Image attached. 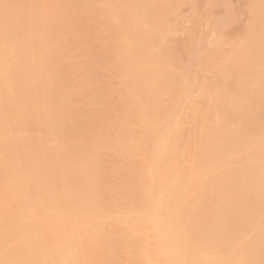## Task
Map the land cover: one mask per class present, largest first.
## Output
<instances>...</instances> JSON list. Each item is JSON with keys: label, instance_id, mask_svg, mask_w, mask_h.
<instances>
[{"label": "rangeland", "instance_id": "rangeland-1", "mask_svg": "<svg viewBox=\"0 0 264 264\" xmlns=\"http://www.w3.org/2000/svg\"><path fill=\"white\" fill-rule=\"evenodd\" d=\"M145 1L144 0H80L79 1L80 3H77V5H76V3H74L73 1L70 3V1L67 2V0H33V1H31V0H0V102H1V106H2V107H0L1 108L0 109V111H1L0 112V161L2 163L3 159L4 158L7 159L8 156L11 157L10 161H12V155L14 154L16 156L19 154V157H20L19 160L22 159L21 160L22 164H19L20 167H18L19 166L18 164H17L18 166L16 165L17 161H19V160L14 159V158H17L18 156L13 157V159L16 162V163L13 162V164H15V166L17 168H21V166L23 165L24 168H25V166H27L28 167L27 169H30V170L32 169L31 171H33V169L37 170V168L38 169L41 168L40 167L41 164H39V163H43L44 165L46 164V169H47V171H46L45 166L42 165L43 168L40 170H37L38 173L35 176V174L32 173V174H34V175H32L31 172H29V174H28V172H27V174H25V170H27L26 168L25 169L23 167H22V169L16 168V170H21L20 172H18L19 175L21 172L22 173L24 172L23 176H22L23 178L21 177L22 178L21 183L23 184V186H22L21 183H13L14 181H12V183H11L9 181V180L13 179L14 176L18 175V173L16 175L15 174L12 175L13 172L14 173L16 172L15 169H13V168H15V166H13V168H11L13 171L10 168H8L9 164H10L9 157L7 160L9 162L7 167L5 165V162H4L5 166L0 167V168H3L0 170V176H1L0 178H3L4 180H6V179L8 180V178H10L12 175V178L8 180V182H9L8 185L11 186V188L8 187L6 189V187H3L5 189L4 190L1 188L2 185L0 184V190L2 189L0 192V200H1L0 203L3 201V203H1L2 205L0 204V223H2L0 226V247L2 246L0 248V250L2 249L0 251V253L5 252L3 249H4V247H7V246L8 247L6 248V250L10 247L11 248L12 247L17 248L18 251H20V253L18 252L17 254L20 256H21V253H22V255H24L23 253L27 254L29 252V250H30L29 253H31V251H33V250L35 251V249L38 248V249H40L39 253L43 252L44 256L42 257L43 254L41 255V253H40L38 257H41V258H39V262L36 260L38 263H35V264H60V263L61 264L62 263L63 264H78L79 260L82 259L84 262L85 258H86V260L89 261L90 264H93V263H96V264H153V263L154 264H161L162 263L161 255L158 254V252L155 250L157 248L155 246L156 245V242H155L156 239H155V233H153L154 232L153 231L154 226L152 225L153 223H150L151 220L149 222V218L148 219L144 218L147 216L145 206L147 207V204H148L147 201L149 202V200L152 198V194L150 193V188H149L151 185L150 182H152L151 181L152 179L145 174L142 175L139 173V169L141 168L140 167L141 161L143 159L142 157L144 155H146V153L148 152L147 150L149 149V144H148V142L150 141L149 139L153 138V136H154V132H153L154 126H151V124L155 121V119L158 120V117H159V119H161V122L164 123L163 128L169 127L172 124H177V127L180 125H185V127L187 128L189 125L195 123L197 121V119H202L207 114L203 107L198 106L199 100L197 97L198 96L197 90L200 92L199 88H197V90L194 91V93H193L194 96L193 97L191 96L193 98V100H194V98H195V100L193 101L190 97V99H191L190 102L184 103V101H183L184 95L179 93L180 88L178 86H175V83L177 85V82H176L177 77H174L173 75L174 74L177 75L176 74L177 71L175 70V72L172 71V73H171V71H169L170 67L173 64H174L173 65L174 67L177 66V64L179 63V62H177L178 59L180 58L179 56H181V57L187 56V55H190L191 52L194 55L195 52L202 50L200 52H197L198 54L196 53L195 54L196 56L194 55L195 60H193V61L195 63L192 61L193 63L191 64L190 61H186L185 63H182V65L185 64V68H187V69H190L187 67L188 65H189V67H193V72L194 73L196 72L195 75H198L200 73L198 76L199 79L197 77L196 78L202 82L203 87H205L207 85V82L210 83V85L213 83H214L213 85H215V84L218 85L220 83V81H222L223 77H222V75L220 76L216 73V72H218V69L215 70L214 67L216 65L215 63H217V62H214V61L218 60V59H216V57L221 58V56H223V54H224V57H222L221 58L222 60L220 61L222 64L225 60V57H230L227 54V52H225V51H224L225 53L223 52V54L220 52L222 54V55H220L219 51L217 53V51L214 50L215 48H218L220 43H223L221 41V38L222 37L224 39L226 38L225 36L221 37L219 34L221 32V29L219 26L222 25V27H224L226 24V22L223 21L225 18L224 16H226V17H227V15L230 16L228 13L231 14V12H232V14H231L232 16H230L229 19L233 20V18H234L235 21L233 20V23L234 22L239 23V24L244 23L245 21H248L249 19L252 20V17L257 19L258 21L264 23V21H263V19H264V0H192V1L191 0H184V1L179 0V2H176L177 0L176 1L171 0V2H168L170 0H167V1L166 0H162V1L154 0L155 5L159 2H161L162 5L159 3L161 6H163V4L166 6H169L168 9H171L172 13H170V11L166 7H163L161 9V6L159 4H157L159 6V7L157 6L158 8H156V6L154 8V6H153L154 3L152 0H151L152 4L149 3L150 0L146 1V3H145L146 8H144L145 6H142L141 3H144ZM156 1H157V3H156ZM173 2H175L176 5H174ZM69 3L71 5H69ZM178 4L184 5V6L180 7ZM189 4H191L190 7L188 6ZM149 6L154 8L156 13H155V11L153 12V9L150 8ZM262 6H263V8H262ZM140 7L142 9H140ZM184 7H185V10H184ZM199 7L203 8L204 10L201 8L198 9ZM111 9H113V10H111ZM157 9H159L160 11L158 12ZM163 9L168 10V11L165 13V11ZM186 9H189L188 12ZM197 9H198V11H196ZM140 10H141V13H140ZM161 10H163V11H161ZM173 10H175V11H173ZM176 10H177V12H176ZM211 10H212V12L214 10V12H213L214 14H212ZM257 10L259 12H257ZM261 10H263V11L260 12ZM180 11H182V12L180 13ZM201 11H203V12H201ZM227 11H228V13H227ZM150 12H153V14H150ZM160 12H161V15L159 14ZM164 13H165V15H164L165 18H166V15H168V17L166 18V22H165L167 24L165 25V27H166V29H169L168 32L170 35L173 33L171 35L170 39H168V45L167 46L172 47L173 45H176L179 42H180L179 43L180 45L181 44L184 45V46L183 45L181 46L180 50H179V48L176 49L177 46H175V47L173 46L172 50L171 49L168 50L167 57H166L167 58L166 64L168 65V72L170 73V75H169V73L164 74V78H166L165 80H169L168 84L169 83H171L172 85L174 84V87L171 85H167L164 88L166 90L168 89L167 91H164V89H162L164 101L166 100L165 103H163V104L158 105L156 103H152L150 106H148V103L140 102L136 98H134V100H133L134 102L132 101L131 103L127 104L128 96L126 99L123 98V97H126L125 94L128 95L126 93L128 90L126 91L125 90L126 88L123 87L124 86L123 82H126L125 85L127 87L128 86L127 81H129L127 76H126V68L130 67L132 65H134V66L136 65L135 67L134 66L130 67V69L136 70V69H139V65H141L142 63H145L144 62L145 61L144 58H146L145 55L151 51L149 49H151V46H152V45L150 46L149 42L148 43L145 42V41H147L146 35L148 33V32L146 33L145 31H147V29H148V30L153 31L154 33L156 32L155 34L156 35L158 34L157 36H159L160 33H163L165 28L161 29L163 26H158L159 28L157 26L154 27V25H156V24L153 22H150V20H151V18L152 19L154 18V20L157 21L158 17L164 18L162 16V14H164ZM204 13H205V15H204ZM222 13H224L223 16H222ZM261 13H263V16ZM146 14L148 16L150 14V17L148 18L146 16ZM154 14H158V17H156L157 15L155 16ZM189 14H190V16H189ZM194 14H196L197 16ZM225 14H227V15H225ZM109 15H111V16H109ZM169 15L173 16V17L171 16L172 17L171 23H170V19H169L171 17ZM207 15H210V16L215 15L216 19L217 18L219 19L221 17V19H223V20L221 21V19H219V22H218V20H216V22H215V19H214L215 17L212 18L213 17L212 16L211 18L214 20V21H212L213 22L212 23L210 16H208V18H207ZM217 15H218V17H217ZM260 15L262 18H258V17H260ZM137 16H138V18H137ZM183 16H186V17H183ZM174 17L179 18V19H175V20L176 21L178 20L179 22L181 21L182 23L180 22V24L177 25V23H179V22H176V21L174 22V20H173ZM200 17L202 19L205 17V20L202 21V19ZM167 19L169 21H167ZM184 19L185 20L187 19V20L183 21ZM145 20H148V21H145ZM257 20H256V22H257ZM201 21H202V23H201ZM123 22H125V23H123ZM149 22L154 24V25H152V27H151V25H149ZM196 22L197 23L199 22V23L197 24ZM222 22H224V24ZM248 22H250V21H248ZM131 23H132V25H131ZM215 23H217V24H215ZM172 24L175 26L174 28H176L177 30L172 28L173 27ZM199 24H200V26H199ZM183 25H184V27H183ZM185 25H187L186 26V27H188L187 29L185 28ZM193 25H194V28H196V29L193 28ZM130 26H132V27H130ZM135 26H139L138 27L139 29L136 28ZM180 26H182V28ZM190 28H193L194 32H196L195 30H197V29L198 30L196 33H194V32L190 33L192 31ZM181 29H182V32H180ZM128 31L130 32V34L132 36L129 34ZM159 31H161V32L159 33ZM217 31H219V33ZM132 32H133V34H132ZM215 32L218 33L217 37H215L216 36ZM176 33H177V35H176ZM224 33L225 34L227 33V35L232 34L235 37V30H233V29L227 30V32H224ZM189 34H191V35H189ZM194 34L197 37L196 36L190 37L192 35L194 36ZM178 35H179V37H178ZM201 35H202V37H201ZM236 36H237V38L235 37L236 40H239L238 37L241 38V36H238V34ZM185 38L188 39L186 41V43H181V41H183V39H185ZM217 39H219L218 40L219 42L217 41ZM199 40H200V42L206 41L207 45H203L206 43L205 42L200 43ZM190 41H192L193 43L197 41L198 43L197 42L195 43L196 47L197 46L200 47L201 45H203L204 49H203V47L196 48L195 46H194L195 47L194 48V47H192L193 45L188 46V44H191ZM38 42H40L41 45H39ZM174 42H176V43H174ZM169 43H170V45H169ZM145 44H147V45H145ZM179 44H178V47L180 46ZM216 44H218L217 47L215 46ZM185 45L188 48L191 47V48H189L190 51L187 50L188 48ZM210 45H211V47H210ZM213 46H214V48H213ZM133 47H135V48H133ZM148 47H150V48H148ZM182 47H185L186 49L182 48ZM105 48L107 49V52H106ZM132 49L133 50L136 49L135 52ZM147 49L149 52H147ZM184 49H185V51H184ZM207 49L211 52V54H209L210 52ZM141 50H144V51H141ZM175 50L178 52L179 56L177 55ZM172 51H173V54H172ZM181 51H183V53L186 52V53H184L186 55H183V53ZM262 51L264 54V50H262ZM108 52H110V53H108ZM116 52H118V53H116ZM126 52H127V54H126ZM119 53L121 54V56H117V55H120ZM157 53H159V52L157 51ZM157 53L155 51L153 52V54H157ZM175 54H176V56H175ZM180 54H182V55H180ZM216 54L220 55V56H216ZM210 55L213 57H209V61H208L207 59H208V56H210ZM58 56H60V57H58ZM105 56H106V58H105ZM171 56H172V59L170 58ZM203 56H205V57L203 58ZM112 57H114V58H112ZM149 57H150V55H149ZM201 57H202V60H201ZM263 57H264V55H263ZM58 58H60L61 60ZM173 58H175V59H173ZM142 59H144V61H142ZM210 59L212 61H210ZM169 60H171V61L169 62ZM148 61H149V58H148ZM131 62H133L134 64ZM175 62H176V64H175ZM208 62H209V64H208ZM213 62L215 65L214 64L212 65ZM49 64H51V66ZM190 64H191V66H190ZM262 64H264V62H262ZM208 65H209V69H204V68H208ZM141 66H143V65H141ZM216 66H219V63ZM123 67H124V69H123ZM210 68H211V70H210ZM141 69H143V68H141ZM152 69H150V70H152ZM176 69H177V67H176ZM118 70H120V71H118ZM205 70H206V72H205ZM207 70H209V71H207ZM122 74H125V75H122ZM212 74L215 75L216 77H214ZM218 77L220 79H218ZM173 78H174V80H173ZM202 78L205 80H202ZM140 79H142V77H140ZM140 79H138V80L142 84V86L143 85L144 86L146 85V86L142 87L141 84L139 82H137V85H136L137 92H142V91L146 92V90L150 89V88H149V86H147V84H145L144 81H142L144 79H142V80H140ZM211 79H212V81H211ZM172 81H174V82H172ZM226 81H229V80L226 79ZM152 82H153V87L157 84H158V86L159 85L162 86L164 84V83L162 84L161 82L158 81L157 76L153 77ZM216 82H218V83H216ZM138 83L140 84V87H139ZM169 86L172 87V89ZM143 88H145V89H143ZM170 89L172 90V93H171ZM124 90H125V92H124ZM48 92H49V94H48ZM165 92H166V94H165ZM261 92H262L261 94L259 93L260 95H262L264 93V89ZM168 93H170V94H169L168 101H167V96H168L167 94ZM171 94L175 95V97L171 96ZM165 95H167V96H165ZM260 95H258V96H260ZM263 96H264V94H263ZM171 97H173V98H171ZM169 98H171V99H169ZM259 98L260 97L255 98V102H256L255 105L258 108H261L262 111L264 112V99H263V101H259V100H262L261 98H263V97H261L260 99ZM3 99H5V101ZM7 100H9V101L7 102ZM169 100H170V102H169ZM39 101H40V103H38ZM45 102H46V104H45ZM59 102H61V103L59 104ZM168 103L170 104V106L165 105ZM64 105H66L65 108H64ZM3 107H4V109H2ZM21 109H23V110H21ZM24 109H27L28 111L24 110ZM33 109H34V111H33ZM187 109L190 110L191 112L187 113L186 112ZM213 109H214L215 113H217V114L220 113V111H221L220 107H218V109H217L216 106H214ZM261 109H259V110L261 111ZM57 110L59 111V113ZM60 110L62 111V113ZM146 110L158 111V114H157L158 117L153 118L149 115H145ZM169 110H170V115L168 114ZM172 110H175V111H173V114H171ZM32 111L34 112V114L32 113ZM167 111H168V113H167ZM18 112H19V115H17ZM24 112H26V115ZM22 113H24L25 116L22 115ZM27 113H28V117L25 118L27 116ZM165 113L168 116L165 117V115H166ZM159 114L161 116H163L165 114L164 117H162L163 119L160 118ZM21 115L23 118L21 117V119H19V122H20V120H22V121L20 123L16 122V124H18L19 126L16 125V126H18V129L15 130L14 127H12L13 125L15 126V124H13L15 121L14 118L17 120L19 118L18 116H21ZM263 115H264V113H263ZM50 119H51V121H53V123H51ZM61 119H62V121H61ZM9 120L11 121V124H13V125L9 124L10 123ZM56 123L57 124L62 123V124L58 126V125H55ZM20 124L23 125L22 126L23 130L21 132L22 133L23 132H25V133L29 132V134L33 138L35 135H36V137H38L37 133L39 134L40 131L41 132L43 131V133L46 132L44 134V136L45 135L48 136L51 139V141L55 140L53 143H56L55 145L58 147H59L60 143L62 144V142L64 143V141L70 143V145H75L77 147V150L80 152L78 153L77 150L75 152L74 151L73 152H74V154L75 153L81 154L82 163L80 164V166H78L79 165L78 163H80L79 159H75V161L72 159L75 164L73 163L72 160H69L70 164H67V163H69L68 161H65V162L61 161V160L56 161L58 158H56L57 156L55 157V154L53 152H55L56 154H57V152H60V154H63L66 152L68 153L69 151L51 150L50 152H48L47 151L48 150V148H47L48 143H49L48 147H51V144H52L51 149H54V147L55 148H57V147L54 146L51 141L45 142L47 140H50V139L46 140V138H48V137H45L44 139L38 140V141H36L37 138L35 137V143H37L39 141L43 142V140H45L44 141L45 144L47 143V145L44 148L42 147V149L40 148L39 150H41V152H45V151H46V153L48 152V155H46V153H42V154L46 155V158H47V156H50L51 152H52L51 155H53L50 157V159H48L49 157L47 159L46 158L43 159L44 157L41 158V155L39 156L40 152L37 150L38 147H41V146H39L37 144L36 147L37 146L38 147H37V149H35V147H33V146H35V144L31 145L32 142L31 143H29V142L25 143L24 142L23 137H26V134L25 133H23L22 135L20 134L21 132L19 129H22ZM52 124L55 127L56 126L61 127L60 130L62 129L60 131L61 132L60 133L59 129L57 130L58 127H56L55 133L58 132L60 134L57 137H56V134L54 135L53 131L47 130L49 127L51 130ZM116 124L121 125V128L124 131L125 136H127V134L128 135L130 134V132L128 133L127 131H129L128 129H130L132 127L135 128V131L137 130V132L140 133V135H138V136H135V137L132 136L131 138L127 139L132 143V145H133L132 149H131V147H128V150L125 148L121 149V150L115 149L116 151L111 150L112 140L108 136V134L113 133V132L115 134ZM10 125H11V128H9ZM62 126H64V128H62ZM65 127L67 128L66 131L68 133L64 132ZM73 128H75V130ZM80 128H82L84 131L76 134V132L80 131ZM84 128H86V129H84ZM52 129L55 130L54 127H52ZM90 129L93 132L92 131L90 132ZM14 130L16 131L17 134L15 133ZM18 130H19V132H18ZM73 130H74V132H73ZM85 130L87 133L88 132L89 133L87 134L85 132ZM125 131H126V133H125ZM30 132L32 134L34 133V135H32ZM49 132L53 133V135L56 137V139L58 138L57 140H60V143H59V141L54 139V137L51 138L50 137L51 133H49ZM62 132H64L65 134ZM43 133H40V134H43ZM47 133H49V135H47ZM24 134H25V136H24ZM40 134H39V136H40ZM71 134H73V135H71ZM90 134L93 136H91ZM74 135H75V138H74ZM31 136L30 137L27 136L28 138H26V139L31 140L32 139ZM44 136L42 135V137H44ZM60 136H61V138H60ZM66 136H68V137H66ZM97 136H98V138H97ZM86 137H89V138L87 139ZM90 137L94 140L97 139L95 143L103 141V145L106 148V150H104V151H97V152H101V155H102L101 157H102V162H103L102 165H98L99 167L98 166L96 167V164H93V165H91L90 163L87 164V162L85 161V159L87 160V157L89 156V154L91 155L92 153H96L95 151L92 152L91 148L90 149L88 148V151H87V145H88L87 141L90 142ZM71 138H73L74 142H72L73 140ZM100 138H103V140H101ZM28 140H26V141H28ZM69 140H70V142H69ZM23 143H24V148H22ZM57 143H59V145ZM26 144H28V145L25 146ZM41 144H42V146H44V143H40V145ZM16 145L18 147H16ZM19 145H22V147ZM262 147H264V146H262ZM16 148H21V151L19 149L17 151ZM26 148L30 149L32 151H33V149H34V151L35 150L38 151V152L35 151V153H33L34 156L36 153H38V154H36V156L38 155L37 157H39V160H40L39 163L36 161L38 163L37 164L38 167L36 166V163H35V165L32 163V162H35V161H32L35 159V158H33L34 156L32 155V158H33L32 159L31 155H30V153L32 154V152L30 150H29L30 152L26 151L27 150ZM82 148H84V149H82ZM14 150H16L17 152ZM42 150H45V151H42ZM82 152H84V154ZM73 156H76V155H73ZM195 158H198V156L195 155ZM5 159H4V161H5ZM24 159H25V161L27 160L28 162L27 161L25 162ZM29 160H31V162ZM136 160L139 162V164ZM46 161L47 162L49 161L48 162L49 164H47ZM52 161H53V164L52 163L50 164V162H52ZM118 161H120V162H118ZM56 162H58V163L60 162L59 170H58L59 165ZM62 162H64V163H62ZM130 162H131V164H130ZM55 163L57 164V166ZM83 163H86L87 165L82 166ZM135 164H136V166H138V168L137 167L135 168V166H134ZM49 165L52 168H54L52 171V174L51 173L48 174V172H51V170H52L51 167L48 168ZM69 165H70V167H69ZM0 166H2V165H0ZM73 166H75L76 171H75ZM235 166H237V165H235ZM10 167H12V166L10 165ZM81 167L82 168L85 167V168L82 169ZM87 167H88V169H87ZM7 168L10 169V171H12V172L11 173L6 172ZM50 168H51V170H50ZM77 168L79 169L80 172L77 170ZM236 168H238V167H236ZM64 169H66L67 171ZM84 169H85V171H84ZM130 169L133 170V172ZM30 170H28V171H30ZM41 170H42L41 173L44 175V172H45L46 175L41 176V173H40ZM134 170H137V173H139V174H137L136 171L134 172ZM63 171L65 172L64 174H62ZM86 171H87V173H86ZM233 171H234L233 173H237L239 171V168H238V171L237 170H233ZM88 172H90V174H88ZM239 172H241V171H239ZM239 172H238V175H240ZM22 173H21V175H22ZM60 173H61V175H60ZM79 173H80V175H79ZM213 173H215V175L217 176V175L223 174L224 171H223V168L218 164L214 167ZM242 173H244V172H242ZM242 173H241V176L244 178L241 177V179H240L241 180V189H240L239 193L234 198L230 199V201L236 200L238 202V203L236 202L237 204L235 203L234 205L230 206L231 212L233 211V213H231V215L229 216L230 218L227 216L226 213H224L220 210V207L217 206L218 205L217 199L207 201L208 204L206 203V206H205L206 207L205 211H207V212H205V213H208V216H207V214H205V216H207V218L205 217V219L203 221H202V218H198L199 224L196 226V230H197V231L195 230L196 233L194 232L195 237H193V240L196 238V240H194V243L196 244V242L198 241L197 245L200 246L199 247L200 252L199 251L198 252L202 253V251H203V253H207L208 251H210V253H212V254H210L209 252L208 253L214 257L220 251L219 255H217V258H219V261L224 260V262L222 261L220 264H222V263H224V264H237L236 262H238V264H239V262H240V264H244V263H242L239 260L240 258L235 257V256H232L233 258L231 257V258H228L227 260H225L226 259L225 256H224L225 259L223 258L222 255L224 254L225 249L222 248L221 246H219L218 243L215 242L212 238L215 229L218 230V232H219L218 235L220 234L219 236H221V234L228 236V238L226 240L230 241L231 245L234 247V249L236 251H237V248L242 249V248H249L250 247V240L248 239L249 234H248V231H246V230L252 229L251 225L254 224V222L249 221L252 219V214H247L248 211L246 208L248 207V210H249L250 209L249 207H251V209H250L251 211H252V209H254V207H255L254 202H255V200L258 202V200L255 199L254 201H252L251 199L253 197V194L255 195V193H257L259 190L262 189L261 185L264 186V183L262 184L261 181L258 179L257 180L253 179L254 182L253 181L251 182L252 179H250L251 177L249 178V176H251V174L247 177V176H244L245 174L242 175ZM47 174H48V176L50 175L48 177L49 180L54 178V181H51L52 183L49 180H47L48 179L47 177H45V176H47ZM54 174H56V176ZM26 175H28V177H26ZM38 175H39V177H38ZM59 175H60V177H59ZM75 175H77V176H75ZM20 176H18V177H20ZM34 176L36 177V179H39L41 176V181H42V179H43V181L42 182L39 181L40 179L38 181H36L38 184H40L39 182H41V184H40L41 186L45 185V183L48 182V185L44 187V188H46V187H48V188H46L45 190L43 188V190L41 192V194L43 193L41 196V199L43 198L44 195L50 196L49 200H47L48 196H45V198L47 197L46 199L44 198V202L46 201L45 204H44V202H42L43 200H41L39 203L40 196H38V194L40 195V193L37 194L36 191L37 190L41 191L40 188H42L43 186L40 187V185L33 183L34 178H35ZM51 176H53V177H51ZM100 176H102V177H100ZM104 176H105V178H104ZM142 176H143V178H142ZM42 177H44V178H42ZM71 177H73V178H71ZM145 177H147V178L145 179ZM16 178L17 177H15L14 179H16ZM21 178L18 180L21 181ZM61 178H63V180H65V181H63ZM68 178H70V179H68ZM75 178H76V180H75ZM96 178L99 179V181ZM248 178L250 180H248ZM23 179H24L25 183L23 182ZM44 179L47 181H45ZM58 180L60 182H62V184H60V182H58ZM2 181L3 180H0V182H2ZM68 181H70V182H68ZM83 181H84V183H83ZM146 181H148V182L146 183ZM29 182H30V185L33 183V185H31L29 187L31 190L26 185ZM57 182H58L59 186H58ZM64 182H66V184ZM73 182H74V184H72ZM76 182H77V185L75 184ZM94 182H96V183H94ZM99 182H100V184H98ZM2 183H4V181ZM87 183L90 185L88 186ZM51 184L53 187L49 186ZM70 184H72L73 186ZM4 185L5 184H3V186ZM34 185H36V186H34ZM139 185H141V187ZM144 185H146V186H144ZM20 186H22V188L26 187V190L25 191L23 190L22 193H21V191H19V189L20 190H22V189L18 188ZM28 186H29V184H28ZM37 186H39V187H37ZM61 186L62 187L64 186V187L62 188ZM68 186H70V187H68ZM35 187H37L36 188L37 190L35 189ZM14 188H16V189H14ZM225 188L228 190L229 194L233 193V189L229 185L226 184ZM34 189H35V191H34ZM71 189L73 190V192H70ZM97 189L99 192L97 191ZM137 189H139V190L137 191ZM27 190H30L31 193L27 192ZM48 190H50L49 193H48ZM52 190H57V192L56 191L53 192ZM9 191H10V193H12L13 191L15 193L16 192L20 193V194L16 193V194H18V196L15 197L17 199H14V197H12L13 200H15V201H13L11 198L13 193L11 195L9 193ZM43 191H47V193L46 192L44 193ZM51 191H52L53 195H50ZM146 191H148L149 193ZM32 192H34L35 195H37L35 198L38 200L32 198V196H34L32 194ZM77 192H78V194H77ZM15 193H14V195H15ZM83 193H84V195H83ZM147 193H148V195H147ZM5 194H8V195L5 196ZM102 194H104V195H102ZM67 195H69V196H67ZM120 196H121V198H120ZM123 196H124V198H123ZM250 196H251V199H248ZM7 197L11 198L9 200L11 202H8ZM146 197H147V199H146ZM50 199H51V201H50ZM117 199H119V200H117ZM21 200H23V202ZM26 200H27V202H26ZM33 200H35V202ZM143 200H145V201H143ZM37 201H38V204H41L44 207L38 205ZM79 201H81V202H79ZM6 202H8V203H6ZM18 202H19V204H18ZM4 203H6V204H4ZM34 203H36V204H34ZM75 203H76V205H75ZM79 203H81V204H79ZM253 203H254V205H253ZM143 204H144V206H143ZM19 205L21 207H19ZM65 205H66V207H65ZM80 205H82V206H80ZM15 206H17V207L15 208ZM252 206H253V208H252ZM40 207H42V208H40ZM59 207H61V208H59ZM83 207L86 208L87 210L84 209ZM129 207H130V209H129ZM263 207H264V205H263ZM38 208L40 209V211ZM132 208H133V210H132ZM41 209H44V210L41 211ZM63 209H65V210H63ZM210 209H212V210H210ZM242 209H243V211L245 210L244 213L246 215L244 214V216H241L242 215V213H241V215L239 214L236 216L235 212L238 213V212H240L239 210H242ZM77 210L79 211L80 214L78 213ZM81 210H82V212H81ZM215 210H217V211H215ZM10 211H12V212H10ZM63 211H64L65 215H64ZM131 211H133V212H131ZM213 211H215V212H213ZM13 212H14V214L12 216ZM40 212H41V214H39V215L41 217L39 216L36 218V216L38 215L36 213H40ZM42 212H43V214H42ZM60 212L62 215L60 214ZM83 212L85 214L88 213L87 217H86V220L88 222L85 220V223H84L85 227L83 228L85 230L82 229L80 232L79 229H74V228H77V227H75V226H78L77 222L80 223V219H81L80 216H81V214H83ZM135 212H136V214H135ZM142 212H144L142 214L143 216L140 215V213H142ZM259 212L261 214L260 210L258 211V213ZM263 212H264V209H263ZM16 213H17V215H16ZM18 213L20 215H18ZM34 213H35V215H34ZM58 213L63 217H61V216L58 217L59 216ZM75 213H78V214L76 215ZM129 213H131V214H129ZM209 213H211V214H209ZM134 214H135V216H134ZM233 214L238 220L235 217H232ZM15 215H16L17 219L20 216H22L21 217L22 220H25L26 218H28V219H26V221H27V223L29 221H31L30 222L31 225L29 223L26 224V228H24L25 227V225H24V227H22L23 231L21 232L20 228H21L22 221L20 218L18 219V221L20 220L21 222L15 221V220H17L15 218ZM25 215H30L31 219L29 216L25 217ZM70 215L74 219H69V218H71ZM74 215H76V216L74 217ZM128 215H132L133 217L132 216L129 217ZM50 216H51V218H50ZM137 216H138V219H137ZM247 216H249L250 219H249V217L246 218ZM67 217H69V218L67 219ZM96 217H97V219H96ZM127 217H128V219H127ZM243 217H245V218H243ZM23 218H25V219H23ZM43 218H45V219H43ZM53 218L55 221L54 220L52 221ZM104 218L107 220H104ZM139 218H141V219H139ZM232 218H234V219H232ZM241 218H242V221L244 219L245 220L248 219V220L247 221L244 220V222H241V220H240ZM7 219H9V220H7ZM72 220H76V222L72 221ZM98 220H99V222H98ZM135 220L137 222H135ZM239 220H240V222H238ZM47 221H49V222H47ZM94 221H96V222H94ZM107 221L110 224L107 223ZM24 222H23V224H24ZM58 222H59V224H58ZM69 222H70L71 226H73L74 222L76 223L72 227L74 230H72V228L70 231L68 230V228L71 227L70 225L69 226L67 225V224H69ZM207 222H210V223L207 225V230L205 231L203 229V225ZM4 223H6V224L4 225ZM15 223H16V225H14ZM18 223H20L19 226H17ZM132 223H133V225H132ZM255 223H257V222H255ZM23 224H22V226H23ZM54 224L57 226H55ZM89 224L91 225L90 227H89ZM96 224H97V226H96ZM134 224H135V226H134ZM215 224H217L218 227H215ZM86 225H87V227H86ZM254 225L256 227V224H254ZM36 226L38 228H37V230H35V233L38 234V236H36L34 234V231H33L36 228ZM52 226L53 227L55 226L54 227L55 229ZM101 226H103V227H101ZM240 226H242V227L240 228ZM262 226H264V223L262 225L257 224V228L258 227H259V229L261 228V230L258 229L259 233H258V231H256L259 234V236H260L262 230L264 229V228H262ZM56 227H58V228H56ZM97 227H99V228H97ZM151 227H152V230H151ZM255 227L253 229L257 230ZM13 228H14V230H13ZM135 228L138 229V231ZM142 228H144V229H142ZM236 228L237 229L239 228L240 231L236 230ZM244 228H246L245 231H244ZM97 229H99L100 231ZM10 230H13L16 233V235L15 236L13 235V234H15L13 231H11L9 233ZM19 230H20L21 234L22 233L25 234L24 238L26 237L27 239L25 238V240H24L23 237L22 238L20 237V239H22V241L21 240L18 241L19 238H17L16 236H17V233L19 234ZM38 230L40 232L41 231L42 232L40 233ZM77 230L79 231V233ZM86 230L89 232H87ZM254 230L253 231L251 230V232H252L251 234H253V235L256 234V232ZM32 231H33V233H31ZM37 231L39 233H37ZM76 231H77L78 236L76 235ZM82 231H83V233H82ZM91 231H92V233H91ZM207 231L210 235V243H209L210 249H208L209 248V245H208L209 239H206L209 236H207L208 234L207 235L205 234V233H207ZM63 232H65V233H63ZM66 232L67 233L69 232L68 234H71V233L72 234L67 235ZM131 232H133V233H131ZM223 232H225V233H223ZM263 232H264V230H263ZM1 233H4V234L1 235ZM93 233H95L96 236ZM32 234L35 235V237L37 239L34 238V236H32ZM89 234H91L92 236H90ZM129 234H131L132 239L129 236ZM133 234L134 235L137 234L139 237L137 235L134 236ZM12 235L17 240L13 239L11 237ZM72 235L75 237V239H77L74 241L75 242L78 241V243L75 244V247H73L75 242L73 241L74 237H72ZM204 235H206V237ZM257 235H255V236H257ZM4 236H5V238H4ZM19 236H21V235H19ZM69 237L73 238V239H71L72 243L69 241L70 240ZM77 237H79V238H77ZM135 237H136V239H135ZM258 237H256V238H258ZM262 237L264 239V236H262ZM262 237H261V239L259 238L260 242L263 240ZM9 238H11L12 240L10 239V241H9L8 240ZM197 238H198V240H197ZM199 238L203 239V240L201 241V240H199ZM38 239H40L39 245L44 244L43 247L45 246V248L47 246H49L48 243L50 244L51 249H48V247H47L49 254L45 248L41 247V245L38 247V244H36L37 247L35 246V242ZM41 240L43 241V243ZM67 241H69L71 244H73V246L70 245V243H68ZM138 241L140 243H137ZM142 241L145 243V245L143 243L141 244ZM145 241H147L148 244H146ZM203 241L207 244L206 246L208 248H206L204 246L205 244H202ZM5 242H6V246L4 244ZM10 242H13V244ZM23 242H24V244H23ZM32 242L34 243V245H31ZM37 243H38V241H37ZM55 243H56V245H55ZM3 244H4V246H3ZM57 244H58V246H57ZM79 244H80V246H78V247H80V248H78V250H76L77 249L76 245H79ZM150 245H152V246H150ZM23 246H25L24 248H28V249L31 246L33 250L29 249L28 252H26L27 251V249H26V251L24 252ZM33 246H35V248H33ZM53 246H55V247H53ZM140 246H142V247H140ZM143 246H144V248H143ZM202 246H204V248ZM52 247L55 248L54 250L59 252L58 254L60 255V257H62L64 259L58 257L59 255L57 253L56 254L58 256H56L55 251H54L55 257L54 256H52V257L55 259L58 257V259L56 261L55 260L53 261V259L50 256V254L53 253ZM134 247H136V248H134ZM14 248H12L11 250L10 249L7 250V251H10L11 254L8 252L7 253L5 252L8 256L4 255V257H5L4 259H6L7 261H8V259L6 257H9L12 259V251L15 250ZM19 248H22L23 251H21L22 249L19 250ZM217 248H219L220 250L218 249V251H217L216 250ZM41 249H43V250L41 251ZM211 249L213 250V252L211 251ZM50 250H51V253H50ZM72 250H75V251H72ZM79 250L82 252L80 253ZM101 250H103V251H101ZM205 250H207V251H205ZM76 251H79L77 253L78 255L82 254L83 257L85 256V258L83 259V257H82L78 260L77 258H79L81 256L78 257L75 254V256H77V258L74 257L73 258L74 261H73L72 257L74 255L73 256H71V255H72V252L76 253ZM222 251H223V253H222ZM236 251H235L234 255H236ZM15 252H17V251H14L13 253L15 254ZM102 252H103V254H102ZM107 252H109V253H107ZM29 253H28V255L30 256ZM208 253H207V255H209ZM263 253H264V251H263ZM36 254L38 255L37 252H36ZM2 255H0V256H2ZM28 255H26V257H24V258H27ZM61 255H63V256H61ZM157 255H159V256H157ZM32 256H34V259L36 258L35 252L32 254ZM132 256H135V257H132ZM14 257L15 256H13V259H14ZM21 257H20V259H21ZM0 258L2 259L3 256ZM24 258H23V261L25 264ZM32 258L30 257L28 259L29 261H27V259H26L27 263L30 262V259H31V263H33L32 261L34 259L32 260ZM90 258L91 259L93 258V260L91 261ZM144 258L148 259V261L144 260ZM1 259H0V261H1ZM20 259H18V260H20ZM36 259H38V258H36ZM140 259H142V260H140ZM14 260H15V263L12 260V263H7V264H21V263H19L20 261L16 260V257ZM62 260H65V261L62 262ZM75 260H77V261L75 262ZM7 261H5V262H7ZM88 261H85V264ZM83 262L80 261L79 264H81V263L83 264ZM0 264H3V263H0Z\"/></svg>", "mask_w": 264, "mask_h": 264}, {"label": "bare ground", "instance_id": "bare-ground-1", "mask_svg": "<svg viewBox=\"0 0 264 264\" xmlns=\"http://www.w3.org/2000/svg\"><path fill=\"white\" fill-rule=\"evenodd\" d=\"M31 1H33V0H31ZM68 1H70V3L73 1L74 3H76V5H77V3H80L79 1L80 0H67V2ZM145 1V0H144ZM146 1H149V0H146ZM146 1L144 2V3H141L142 4V6H145L144 8H146V5H145V3H146ZM153 1V3H154V8H155V6H156V8H158L159 6L157 5V4H161V2H159V3H157V1H156V5H155V2H154V0H152ZM160 1H162V0H160ZM167 1V0H166ZM172 1H176V0H172ZM184 1V0H183ZM182 1V2H183ZM192 1V0H191ZM168 2H171V0L170 1H168ZM176 2H179V0H177ZM190 2V1H189ZM194 2V1H193ZM69 3V5H71ZM148 3V2H147ZM149 3H151L152 4V2H151V0H150V2ZM167 3V2H166ZM159 4V5H160ZM173 4L174 5H176L175 4V2H173ZM150 5V4H149ZM162 5V4H161ZM160 5V6H161ZM168 5V4H167ZM179 5V4H178ZM190 5L191 4H189L188 6L190 7ZM158 6V7H157ZM180 7L181 6H184V5H179ZM187 6V5H186ZM187 6V7H188ZM121 7V6H120ZM137 7V6H136ZM139 7V6H138ZM150 7V6H149ZM163 7H166L167 9L169 8V6H166V5H164L163 4V6H161V9L163 8ZM186 7V8H187ZM261 7V6H260ZM150 8H152V7H150ZM154 8H152L153 9V12L155 11L154 10ZM165 8V9H166ZM201 7H199L198 9H200ZM262 8H263V6H262ZM131 9V8H130ZM140 9H142L141 7H140ZM160 9V8H159ZM159 9H157L158 10V12L160 11ZM195 9V8H194ZM198 9L196 10V11H198ZM201 9H203V8H201ZM209 9V8H208ZM211 9V8H210ZM111 10H113V9H111ZM116 10V9H115ZM144 10V9H143ZM147 10V9H146ZM164 10V9H163ZM163 10H161V11H163ZM169 11H170V13H172L171 11V9H168ZM168 10H164L165 11V13L168 11ZM184 10H185V7H184ZM187 10V12H188V10L189 9H186ZM204 10V9H203ZM260 10V9H259ZM149 11V10H148ZM147 11V12H148ZM173 11H175V10H173ZM194 11V10H193ZM263 10H261L260 12H262ZM103 12V11H102ZM111 12V11H110ZM144 12V11H143ZM153 12H150V14H153ZM176 12H177V10H176ZM175 12V13H176ZM182 11H180V13H181ZM186 12V11H185ZM190 12V11H189ZM201 12H203V11H201ZM211 12H212V10H211ZM213 12H214V10H213ZM212 12V14H214ZM257 12H259L258 10H257ZM140 13H141V10H140ZM155 13H156V11H155ZM165 13L164 14H162V16L164 17V18H160V17H158V14H154L156 17H158L157 18V21H155L154 20V18L152 19L151 18V20H150V22H153V23H155L156 25H154V24H152V23H150L149 22V25H151V27H152V25H154V27L155 26H163L161 29H164L165 28V30H164V32L163 33H160L161 31H159V36H157L153 31H151V30H148L147 29V31H145L146 33H147V35H146V39H147V41H145V42H149V44H150V46H151V49H149V50H153L152 52L150 51H148V49H147V52H149L148 54H146L145 56H146V58H144L145 59V61H144V59H142V61H144L145 63H142L141 65H143V66H141V65H139V69H136V70H134V69H130V67H132V66H134V65H132V66H130V67H127L126 68V76H127V78H128V80L129 81H127V84H128V86L126 87V85H125V83L126 82H123V84H124V88H126L125 90L127 91L126 93L128 94V95H126L125 94V96L126 97H123L124 99H126L127 98V96H128V101H127V104L128 103H131L133 100H134V98H136V99H138L140 102H146V103H148V106H150L152 103H156V104H158V105H160V104H163V103H165V101H164V97H163V92H162V89H164L165 88V86H167V85H171V86H173L174 87V84L172 85L171 83H169L168 84V81L169 80H165L166 78H164V74H168L169 72H168V65L166 64V57H167V53H168V50H172V47L174 46H177L176 47V49H178L179 48V50H180V48H181V46L183 45V44H179L180 46L178 47V44H176V45H173L172 47L171 46H167L168 45V39H170V37H171V35L173 34H169V32H168V30L169 29H166V27H165V25L167 24V23H165L166 22V18L168 17V15H166V18H165ZM169 13V12H168ZM179 13V12H178ZM192 13V12H191ZM195 13V12H194ZM227 13H228V11H227ZM150 14H149V16L146 14V16L149 18L150 17ZM160 15H161V12L159 13ZM197 14V13H196ZM196 14H194V15H196ZM201 14V13H200ZM230 16H232L231 14H232V12H231V14L230 13H228ZM260 14V13H259ZM262 14V16H263V13H261ZM136 15V14H135ZM134 15V16H135ZM145 15V14H144ZM159 15V16H160ZM204 15H205V13H204ZM203 15V16H204ZM224 15V13H222V16ZM225 15H227V14H225ZM109 16H111V15H109ZM143 16V15H142ZM170 17L172 16V15H169ZM189 16H190V14H189ZM197 16V15H196ZM208 16H210V15H207V18H208ZM213 16V17H212ZM212 16H210V19H211V22L212 21H214L212 18H214L215 17V15H212ZM230 16H228L227 15V17L226 16H224L223 18H224V20L223 19H221V17L219 18V19H221V21L223 20L224 22H226V24H225V26L224 27H222V25L221 26H219L220 27V29H221V32L219 33V31H217L219 34H220V36L222 37V36H225L226 38L224 39L223 37V39L221 38V41L223 42V43H220L219 44V46H218V48H215L214 50H216L217 51V53H218V51H219V53L221 52L222 54H223V52L225 51V52H227V54L230 56V57H225V60H224V62L221 64V58L222 57H224V54H223V56H221V58H217L216 57V59H218L217 61H214V62H217V63H215L216 65L219 63V66H216L215 64H214V62L212 63V65L214 64L215 65V67H214V69L216 70V69H218V72H216L218 75H222V77H223V79H222V81H220V83L218 84V85H213V84H211L210 85V83H208L207 82V85L205 86V87H203V85H202V82L200 81V80H198L199 78H198V76H199V74L198 75H195L196 74V72L194 73L193 72V67H189V65L187 66L188 68H190V69H187V68H185V64L184 65H182V63H185L186 61H190V63L192 64L194 61L193 60H195V57H194V55L197 53V52H200V51H202V50H200V51H197V52H195V54L193 55L192 54V52H191V54L190 55H187V56H179L178 55V52L176 51V53H177V55L180 57L179 59H178V61L177 62H179L178 64H177V69H176V67H174L173 65H171V67H170V70L169 71H171V73H172V71H174L175 72V70L177 71V75H173L174 77H177V85H176V83H175V86H178L180 89H179V93H181L182 95H184V103H188V102H190V100L192 99L193 100V96H194V91L195 90H197V88H199L200 89V92L197 90V93H198V102H199V104H198V106H200V107H203L204 109H205V111H206V116H204V118H202V119H197V121L195 122V123H193V124H191V125H189L187 128L185 127V125H180V126H178L177 127V124H172L171 126H169V127H166V128H163V122H161V119H159V117L157 116V114H158V111H156V110H151V111H148V110H146L145 111V115H149V116H151V117H153V118H157L158 117V120L157 119H155V121L151 124V126H154V129H153V132H154V136H153V138H150L148 141V144H149V149L147 150L148 152L146 153V155H144L142 158V161H141V165H140V169H139V173L140 174H145V175H147V176H149L151 179V181L152 182H150L151 183V185H150V193L152 194V198L149 200V202L147 201V207L145 206V208H146V213H147V216L146 217H144V218H146V219H148L149 218V222H150V220H151V222L150 223H153L152 225L154 226V229H153V233H155V239H156V248L157 249H155L157 252H158V254H160L161 255V258H162V263L161 264H220L222 261L224 262V260H222V261H219V258H217V255H219V252L216 254V256H211L210 254H212V253H210V251H208L207 253L209 254V255H207V253H203V251H202V253H199L200 251H199V247L200 246H198L197 245V242H196V244L194 243V240H196V238L193 240V237H195L194 236V232L196 233V226L199 224V219L198 218H202V221L205 219V217L207 218V216H208V213H205V212H207V211H205V206H206V203H207V201H211V200H215V199H217V201H218V207H220V210L222 211V212H224V213H226L227 214V216L229 217L230 215H231V213H233V211L231 212V209H230V206L231 205H234L237 201L236 200H233V201H230V199L231 198H234L238 193H239V191H240V189H241V173L242 172H244V173H242V175L243 174H245L244 176H249L250 174H251V176H249V178L250 179H252L251 180V182L253 181L254 182V180L253 179H255V180H260L261 181V183L263 184L264 183V147H262V146H264V115H263V111H262V109L261 108H258L256 105H255V98L257 97H263V98H261L262 100H259V101H263V99H264V96H263V94L262 95H260L262 92L261 91H263V89H264V64H262V62H264V57H263V51L262 50H264V23L263 22H260V21H258L257 19H255V18H253L252 17V20H248V21H250V22H248V21H245L244 23H233V20H234V18H233V20H231V19H229L230 18ZM140 17V16H139ZM173 17V16H172ZM172 17L171 18H169L170 19V23L172 22L171 21V19H172ZM183 17H186V16H183ZM212 17V18H211ZM217 17H218V15H217ZM256 17V16H255ZM258 17V16H257ZM137 18H138V16H137ZM146 18V17H145ZM201 18V17H200ZM258 18H262L261 17V15H260V17H258ZM140 19V18H139ZM175 19H179V18H177V17H174L173 18V20H174V22L176 21ZM202 19V18H201ZM200 19V20H201ZM215 19V22H216V20H218V22H219V19L217 18L216 19V17L214 18ZM187 20V19H186ZM185 19L183 20V21H186ZM205 20V17L202 19V21H204ZM256 20H257V22H256ZM262 20V19H261ZM145 21H148V20H145ZM167 21H169L168 19H167ZM202 21H201V23H202ZM235 21V20H234ZM263 21H264V19H263ZM115 22V21H114ZM176 22H179L178 20L176 21ZM181 22V21H180ZM180 22L179 23H177V25L178 24H180ZM191 22V21H190ZM224 22H222L223 24H224ZM123 23H125V22H123ZM148 23V22H147ZM169 23V24H170ZM182 23V22H181ZM197 23V22H196ZM199 23V22H198ZM197 23V24H198ZM200 23V24H201ZM207 23V22H206ZM213 23V22H212ZM143 24V23H142ZM174 24V23H173ZM172 24V28H174L175 26V24L173 25ZM189 24V23H188ZM200 24H199V26H200ZM215 24H217V23H215ZM219 24V23H218ZM116 25V24H115ZM123 25V24H122ZM125 25V24H124ZM131 25H132V23H131ZM148 25V24H147ZM171 25V24H170ZM195 25V24H194ZM194 25H193V28H194ZM205 25V24H204ZM140 26V25H139ZM139 26H135L136 28H138ZM168 26V25H167ZM187 25H185V28L187 29L188 27H186ZM128 27V26H127ZM130 27H132V26H130ZM141 27V26H140ZM156 27V28H157ZM179 27V26H178ZM181 28H182V26H180ZM183 27H184V25H183ZM192 27V26H191ZM222 27V28H221ZM135 28V29H136ZM155 28V29H156ZM159 28V27H158ZM168 28V27H167ZM190 28L192 31L190 32V33H193L194 31V29H196V28ZM231 28V29H230ZM139 29V28H138ZM150 29V28H149ZM171 29V28H170ZM174 29H176V28H174ZM173 29V30H174ZM219 29V30H220ZM235 30V37L237 38V34H238V36H241V38L240 37H238V39L239 40H236V38L234 37V35H232V34H229V35H227V33L225 34L224 32H227V30ZM123 30V29H122ZM133 30V29H132ZM177 30V29H176ZM184 30V29H183ZM198 30V29H197ZM197 30H195L196 32H197ZM140 31V30H139ZM158 31V30H157ZM171 31V30H170ZM202 31V30H201ZM124 32V31H123ZM129 32V31H128ZM179 32V31H178ZM180 32H182V29L180 30ZM179 32V33H180ZM196 32H194V33H196ZM158 33V32H157ZM189 33V32H188ZM216 33V32H215ZM218 33H216V36L215 37H217V34ZM240 33V34H239ZM127 34V33H126ZM129 34H130V32H129ZM132 34H133V32H132ZM225 34V35H224ZM242 34V35H241ZM131 35V34H130ZM144 35V34H143ZM142 35V36H143ZM176 35H177V33H176ZM175 35V36H176ZM189 35H191V34H189ZM200 35V34H199ZM132 36V35H131ZM139 36V35H138ZM174 36V37H175ZM196 35L194 34V36L192 35V36H190V37H195ZM144 37V36H143ZM173 37V36H172ZM177 37V36H176ZM178 37H179V35H178ZM197 37V36H196ZM201 37H202V35H201ZM140 39V38H139ZM142 39V38H141ZM172 39V38H171ZM174 39V38H173ZM201 39V38H200ZM111 40V39H110ZM188 39H183V41H181V43H186V41H187ZM207 40V39H206ZM219 39H217V41H218ZM224 40V41H223ZM38 41V40H37ZM42 41V40H41ZM143 41V40H142ZM195 41V40H194ZM208 41V40H207ZM214 41V40H213ZM178 42V41H177ZM189 42V41H188ZM191 42V44H188V46H192V47H196V42H192V41H190ZM199 42H200V40H199ZM201 42H205L206 43V41H201ZM200 42V43H201ZM211 42V41H210ZM216 42V41H215ZM219 42V41H218ZM39 43V45H41V43L40 42H38ZM174 43H176V42H174ZM198 43V42H197ZM202 43V44H203ZM105 44V43H104ZM145 45H147V44H145ZM169 45H170V43H169ZM187 45V44H186ZM185 45V46H186ZM198 45V44H197ZM201 45V44H200ZM203 45H207V43L206 44H203ZM203 45H201L200 47H203ZM217 45L218 44H216L215 46L217 47ZM108 46V45H107ZM184 46V45H183ZM132 47V46H131ZM139 47V46H138ZM137 47V48H138ZM143 47V46H142ZM147 47V46H146ZM145 47V48H146ZM187 47V46H186ZM194 47V48H195ZM200 47H196V48H200ZM210 47H211V45H210ZM130 48V47H129ZM133 48H135V47H133ZM140 48V47H139ZM148 48H150V47H148ZM182 48H185V47H182ZM188 48V47H187ZM189 48H191V47H189ZM189 48L187 49L188 51H190L189 50ZM213 48H214V46H213ZM98 49V48H97ZM96 49V50H97ZM106 49V48H105ZM127 49V48H126ZM186 49V48H185ZM185 49H184V51H185ZM203 49H204V47H203ZM133 50V49H132ZM136 50V49H135ZM135 50H133L134 52H135ZM195 50V49H194ZM208 50V49H207ZM119 51V50H118ZM139 51V50H138ZM141 51H144V50H141ZM156 52L157 53V51L159 52V53H157V54H153V52ZM187 51V52H188ZM205 51V50H204ZM209 51V50H208ZM106 52H107V49H106ZM112 52V51H111ZM137 52V51H136ZM171 52V51H170ZM182 53H183V51H181ZM206 52V51H205ZM210 52V51H209ZM213 52V51H212ZM224 52V53H225ZM96 53V52H95ZM108 53H110V52H108ZM116 53H118V52H116ZM129 53V52H128ZM175 53V52H174ZM184 53H186V52H184ZM183 53V55H186V54H184ZM220 53V55H222ZM120 54V53H119ZM126 54H127V52H126ZM130 54V53H129ZM172 54H173V51H172ZM188 54V53H187ZM198 54V53H197ZM209 54H211V52L209 53ZM215 54V53H214ZM107 55V54H106ZM112 55V54H111ZM110 55V56H111ZM117 55V54H116ZM124 55V54H123ZM139 55V54H138ZM142 55V54H141ZM149 55H150V57H149ZM171 55V54H170ZM169 55V56H170ZM180 55H182V54H180ZM213 55V54H212ZM220 55H217L216 54V56H220ZM108 56V55H107ZM117 56H121V54L120 55H117ZM130 56V55H129ZM134 56V55H133ZM175 56H176V54H175ZM174 56V57H175ZM196 56V55H195ZM58 57H60V56H58ZM128 57V56H127ZM126 57V58H127ZM205 56H203V58H204ZM209 57H213V56H208V61H209ZM235 57V58H234ZM63 58V57H62ZM105 58H106V56H105ZM110 58V57H109ZM112 58H114V57H112ZM143 58V57H142ZM148 58H149V61H148ZM171 59H172V56L170 57ZM177 58V57H176ZM215 58V57H214ZM227 58V59H226ZM58 59H60V58H58ZM173 59H175V58H173ZM215 59V60H216ZM61 60V59H60ZM141 60V59H140ZM184 60V61H183ZM201 60H202V57H201ZM50 61V60H49ZM55 61V60H54ZM148 61V62H147ZM171 60H169V62H170ZM183 61V62H182ZM193 61V62H192ZM210 61H212L211 59H210ZM219 61V62H218ZM57 62V61H56ZM141 62V61H140ZM139 62V63H140ZM51 63V62H50ZM55 63V62H54ZM103 63V62H102ZM131 63H133V62H131ZM195 63V62H194ZM202 63V62H201ZM207 63V62H206ZM53 64V63H52ZM134 64V63H133ZM175 64H176V62H175ZM189 64V63H188ZM191 64H190V66H191ZM208 64H209V62H208ZM50 66H51V64H49ZM202 65V64H201ZM200 65V66H201ZM136 66V65H135ZM134 66V67H135ZM211 66V65H210ZM54 67V66H53ZM125 67V66H124ZM124 67H123V69H124ZM52 68V67H51ZM121 68V67H120ZM141 68H143V69H141ZM153 68V69H152ZM213 68V67H212ZM150 69H152V70H150ZM204 69H209V65H208V68H204ZM122 70V69H121ZM210 70H211V68H210ZM118 71H120V70H118ZM204 71V70H203ZM202 71V72H203ZM207 71H209V70H207ZM198 72V71H197ZM205 72H206V70H205ZM120 73V72H119ZM212 73V72H211ZM202 74V73H201ZM122 75H125V74H122ZM163 75V76H162ZM169 75H170V73H169ZM211 75V74H210ZM213 75V74H212ZM217 75V76H218ZM158 77V81L159 82H161L163 85L162 86H158V84L157 85H155L154 87H153V82H152V80H153V77ZM172 76V77H173ZM201 76V75H200ZM214 77H216L215 75H213ZM124 77V76H123ZM140 77H142V79H144V80H142V79H140ZM198 79H197V78ZM212 77V76H211ZM201 78V77H200ZM229 78V79H228ZM138 79H140V80H142V81H144L145 82V84H147V86H149V88L150 89H147L146 90V92H144V91H142V92H137V89H136V85H137V82H139V80ZM218 79H220L219 77H218ZM226 79L227 80H229V81H226ZM173 80H174V78H173ZM202 80H205V79H203L202 78ZM141 81V82H142ZM167 81V82H166ZM171 81V80H170ZM211 81H212V79H211ZM172 82H174V81H172ZM204 82V81H203ZM140 83V82H139ZM138 83V84H139ZM216 83H218V82H216ZM141 84V83H140ZM140 84H139V87H140ZM141 86H142V84H141ZM146 86V85H145ZM144 85L142 86V87H145ZM170 87V86H169ZM168 87V88H169ZM177 87V88H178ZM119 88V87H118ZM171 89H172V87H170ZM143 89H145V88H143ZM170 89V90H171ZM47 90V89H46ZM125 90H124V92H125ZM139 90V89H138ZM168 90V89H167ZM166 89H164V91H167ZM169 90V91H170ZM176 90V89H175ZM121 91V90H120ZM168 91V92H169ZM177 91V90H176ZM175 91V92H176ZM178 92V91H177ZM171 93H172V90H171ZM260 93V94H259ZM47 94V93H46ZM48 94H49V92H48ZM118 94V93H117ZM165 94H166V92H165ZM169 94L170 93H168L167 95H165V96H167V101H168V97H169ZM180 94V95H181ZM193 94V95H192ZM258 95H260V96H258ZM54 96V95H53ZM120 96V95H119ZM171 96H174L175 97V95H173V94H171ZM192 96V97H191ZM11 97V96H10ZM52 97V96H51ZM190 97H191V99H190ZM171 98H173V97H171ZM171 98H169V99H171ZM10 99V98H9ZM50 99V98H49ZM72 99V98H71ZM175 99V98H174ZM4 101H5V99H3ZM2 100V101H3ZM11 100V99H10ZM54 100V99H53ZM194 100H195V98H194ZM193 100V101H194ZM9 100H7V102H8ZM182 101V100H181ZM6 102V103H7ZM47 102V101H46ZM46 102H45V104H46ZM62 102V101H61ZM61 102H59V104L61 103ZM124 102V101H123ZM134 102V101H133ZM169 102H170V100H169ZM5 103V102H4ZM38 103H40V101L38 102ZM52 103V102H51ZM64 103V102H63ZM66 103V102H65ZM71 104V103H70ZM173 104V103H172ZM176 104V103H175ZM6 105V104H5ZM63 105V104H62ZM165 105H169L170 106V104L168 103V104H165ZM4 106V105H3ZM65 106L66 105H64V108H65ZM175 106V105H174ZM214 106H216V108L218 109V107H220L221 108V111H220V113H215V111H214V109H213V107ZM0 107H2L1 106V102H0ZM1 109V108H0ZM2 109H4V107L2 108ZM60 109V108H59ZM177 109V108H176ZM259 109H261V111L259 110ZM21 110H23V109H21ZM24 110H27V109H24ZM30 110V109H29ZM28 111V110H27ZM33 111H34V109H33ZM32 111V113L34 114V112ZM58 111V110H57ZM61 111V110H60ZM173 111H175V110H172V113L171 114H173ZM1 112V111H0ZM186 112L187 113H189V112H191L190 110H186ZM25 113V115H26V112H24ZM24 113H22V115H24ZM29 113V112H28ZM28 113H27V116L25 117V118H27L28 117ZM31 113V112H30ZM36 113V112H35ZM58 113H59V111H58ZM61 113H62V111H61ZM164 113V112H163ZM167 113H168V111H167ZM12 114V113H11ZM21 114V113H20ZM166 114V113H165ZM164 114V115H165ZM169 115H170V110H169V113H168ZM17 115H19V112H18V114ZM22 115L21 116H18L19 118L16 120L15 118H14V123L13 124H15V126L13 125V124H11V121L9 120V124H11V125H13L12 127H14V129L15 130H17L18 129V124H16V122L17 123H20L22 120H20V122H19V119H21V117H22ZM24 115V116H25ZM30 115V114H29ZM46 115V114H45ZM49 115V114H48ZM53 115V114H52ZM160 115V114H159ZM164 115L163 116H161L160 115V118H162V117H164ZM15 116V115H14ZM33 116V115H32ZM166 116H168L167 114L165 115V117ZM52 117V116H51ZM60 117V116H59ZM64 117V116H63ZM23 118V117H22ZM163 119V118H162ZM54 120V119H53ZM50 121H51V119H50ZM61 121H62V119H61ZM13 122V121H12ZM56 122V121H55ZM54 122V123H55ZM51 123H53V121H51ZM59 123V122H58ZM8 124V125H9ZM22 124V123H21ZM20 124V125H21ZM62 124V123H61ZM61 124H55V125H61ZM91 124V123H90ZM119 124V123H118ZM118 124H116V127H115V134H114V132L113 133H110V134H108V136L111 138V140H112V142H111V150H115V149H127L128 150V147H131V149L133 148V145H132V143L129 141V140H127V139H129V138H131L132 136L133 137H135V136H138V135H140V133L139 132H137V130L135 131V128L134 127H132V128H130V129H128L129 131H127L128 133L130 132V134L128 135L127 134V136H125V134H124V131L122 130V128H121V125H118ZM11 125H10V127L9 128H11ZM16 125H18V126H16ZM23 125H21V128L22 129H19L20 130V132L23 130V127H22ZM50 126V125H49ZM58 126H56V127H58ZM16 127V128H15ZM52 127H54V129L55 130H53L52 129ZM52 127H51V130H50V127L47 129V130H49V131H53V133H54V135L56 134V137L57 136H59L60 134L58 133V132H56L55 133V131H56V127L55 126H53V124H52ZM60 128L61 127H58L57 128V130L59 129V132L62 130H60ZM62 128H64V126H62ZM66 127H65V130H64V132H67L66 131ZM74 130H75V128H73ZM84 129H86V128H84ZM14 130V131H15ZM19 130H18V132H19ZM46 130V131H47ZM74 130H73V132H74ZM71 131V130H70ZM69 131V132H70ZM78 131V130H77ZM84 130L82 129V128H80V131L79 132H76V134L77 133H81V132H83ZM92 130L90 129V132H91ZM140 131V130H139ZM48 132V131H47ZM64 132H62V133H64ZM85 132H86V130H85ZM84 132V133H85ZM93 132V131H92ZM15 133H16V131H15ZM23 133H25V132H23ZM22 132L20 133L21 135L23 134ZM28 133V134H27ZM31 133V132H30ZM36 133V132H35ZM40 133H43V131L41 132L40 131ZM39 133V134H40ZM46 132H44L43 134H40V136H39V134L37 133V135H38V137H36V135L34 136V138L29 134V132H26L25 134H26V137H23L24 138V142L26 143V142H29V143H31L32 142V144L31 145H33V144H35V146H33V147H35V149H37V147H36V145L38 144L39 146H41V147H38V151L40 152V154H39V156L41 155V158H43V159H45L46 158V155H48V152H50L51 150H55V151H69L68 153L66 152V153H63V154H60V152H57V154L55 153V152H53L54 154H55V157L56 158H58L56 161H68L69 162V160H74L75 161V159H79L78 161L80 162V163H78L79 165L78 166H80V164L82 163V156H81V154H77V153H75L74 154V152L77 150V147L75 146V145H70V143H68V142H65L64 141V143L62 142V144L60 143V140H57L56 139V137L53 135V133H51V132H49V133H51L50 134V137L52 138V137H54V139H56L57 141H59V143H60V145H59V143H57L58 145H59V147L58 146H56L55 144L56 143H53L54 141H51V139L48 137V136H44V134H45ZM49 133H47V135H49ZM58 133V134H57ZM61 133V132H60ZM68 133V132H67ZM87 133V132H86ZM85 133V134H86ZM89 133V132H88ZM87 133V134H88ZM98 133V132H97ZM125 133H126V131H125ZM17 134V133H16ZM25 134H24V136H25ZM32 134V133H31ZM65 134V133H64ZM74 134V133H73ZM73 134H71V135H73ZM103 134V133H102ZM32 135H34V133L32 134ZM42 135L44 136V137H42ZM52 135V136H51ZM91 135V134H90ZM95 135V134H94ZM98 135V134H97ZM30 137L31 136V140L29 141L28 139H26V138H28V137ZM62 136V135H61ZM61 136H60V138H61ZM65 136V135H64ZM78 136V135H77ZM89 136V135H88ZM91 136H93V135H91ZM35 137L37 138V140L36 141H38V140H42V139H44L45 137H48V138H46V140L47 139H50V140H47V141H45V140H43V142L42 141H39L40 143H44V146H42V144L40 145V143L39 142H37V143H35ZM66 137H68V136H66ZM71 137V136H70ZM82 137V136H81ZM80 137V138H81ZM101 137V136H100ZM22 138V139H23ZM41 138V139H40ZM74 138H75V135H74ZM84 138V137H83ZM87 139L89 138V137H86ZM97 138H98V136H97ZM63 139V138H62ZM61 139V140H62ZM72 140H73V138H71ZM70 139V140H71ZM101 140H103V138H100ZM26 140H28V141H26ZM67 140V139H66ZM70 140H69V142H70ZM84 140V139H83ZM82 140V141H83ZM97 140V139H96ZM96 140H94V139H92L91 137H90V142L89 141H87L88 142V145H87V151H88V148L90 149L91 148V151L93 152V151H95L96 153H92L91 155L89 154V156L87 157V160L85 159V161L87 162V164H91V165H93V164H96V167L98 166V165H102V155H101V152H97V151H104V150H106V148H105V146L103 145V141H101V142H97V143H95L96 142ZM48 142V141H51L52 143H53V145L54 146H56L57 148H55L54 147V149H51L52 148V144H51V147H48V145H49V143H48V145H47V143L45 144V142ZM81 141V142H82ZM99 141V140H98ZM72 142H74V140L72 141ZM86 142V143H87ZM28 144H26L25 146H27ZM30 145V144H29ZM47 145V148H48V152L46 153V151L45 150H42V151H45V152H41V150H39L40 148L42 149V147L44 148L45 146ZM83 145V144H82ZM19 146H21L22 147V145H19ZM81 146V145H80ZM16 147H18L17 145H16ZM31 147V146H30ZM29 147V148H30ZM32 147V148H33ZM86 147V146H85ZM262 147V148H261ZM22 148H24V143H23V147ZM81 148V147H80ZM79 148V149H80ZM17 149V151H18V149L21 151V148H16ZM27 149V148H26ZM31 149V148H30ZM30 149H27L26 151H28V152H32V154L30 153V155H31V158H32V155H33V153H35V151H34V149H33V151L32 150H30ZM82 149H84V148H82ZM130 149V148H129ZM30 150V151H29ZM81 150V149H80ZM14 151H16V150H14ZM16 151V152H17ZM38 151H36V152H38ZM74 151V152H73ZM116 151V150H115ZM125 151V150H124ZM133 151V150H132ZM135 151V150H134ZM27 152V153H28ZM77 152L79 153L80 151H78L77 150ZM42 153H46V155H44V154H42ZM62 153V152H61ZM83 154H84V152H82ZM91 153V152H90ZM123 153V152H122ZM36 154H38V153H36ZM36 154H35V156L33 157V158H35L34 160H32V161H35V162H32L34 165H35V163H36V166H37V164L39 163V157H37L36 156ZM51 154H52V152H51ZM50 154V156H47V158L48 159H50V157L51 156H53V155H51ZM66 154V155H65ZM72 154V155H71ZM73 155H76V156H73ZM87 155V154H86ZM195 155H197L198 156V158H195ZM15 155L13 154L12 155V161H10V159H11V157L10 156H8L9 157V161H10V164H9V162L7 161L8 160V157H7V159H5V161H4V159H3V161H2V163H1V161H0V165H2V166H0V167H3V166H5L6 165V167H7V165L9 164V167L8 168H13V166H15V164H13V162H15V160H19L20 159V157H19V154L18 155H16V156H18L17 158H14L13 159V157H14ZM15 156V157H16ZM71 158H70V157ZM79 158H78V157ZM69 157V158H68ZM84 157V156H83ZM257 157V158H256ZM32 158V159H33ZM40 158V159H41ZM46 158V159H47ZM53 158V157H52ZM51 158V159H52ZM30 159V158H29ZM42 159V160H43ZM140 159V158H139ZM250 159V160H249ZM14 160V161H13ZM22 160V159H21ZM21 160H19V161H17V163H16V165L18 164H22V161ZM72 160V161H73ZM84 160V159H83ZM24 161H25V159H24ZM27 161V160H26ZM25 161V162H26ZM30 162H31V160H29ZM38 163H37V162ZM74 161H73V163H74ZM77 161V162H78ZM137 161V160H136ZM135 161V162H136ZM4 162H5V165H4ZM8 162V163H7ZM12 162V163H11ZM28 162V161H27ZM49 162V161H48ZM47 161H46V163L47 164H49ZM64 162H62V163H64ZM118 162H120V161H118ZM133 162V161H132ZM138 162V161H137ZM7 163V164H6ZM53 164V161L52 162H50V164ZM56 163H58V162H56ZM55 163V164H56ZM61 163V164H62ZM72 163V162H71ZM106 163V162H105ZM39 164H41L40 165V167L41 168H37V170H40V169H42L43 167H42V165L43 166H45V170L47 171V169H46V164L44 165L43 163H39ZM60 164V162L58 163V165ZM67 164H70V162L69 163H67ZM75 164V163H74ZM86 163H83V165L82 166H85V165H87ZM130 164H131V162H130ZM134 164V163H133ZM138 164H139V162H138ZM220 165L222 168H223V171H224V173L223 174H220V175H215V173H213V170H214V167L216 166V165ZM10 165L12 166V167H10ZM17 165V166H18ZM28 165V164H27ZM63 165V164H62ZM61 165V166H62ZM235 165H237V166H235ZM56 166H57V164H56ZM77 166V167H78ZM135 166V168L137 167L138 168V166H136V164L134 165ZM143 166V167H142ZM18 167H20V165L18 166ZM22 167L24 168V166L22 165L21 166V168H17L16 166H15V168H13V169H15V173L13 172L12 173V175L13 174H17L18 172H20L21 170H16V168L17 169H22ZM33 167V166H32ZM38 167V166H37ZM49 167H51L50 165L48 166V168ZM59 167H60V165L58 166V170H59ZM63 167V166H62ZM69 167H70V165H69ZM74 167V169H75V166H73ZM99 167V166H98ZM108 167V166H107ZM121 167V166H120ZM236 167H238L239 168V171H241V172H239L238 171V168H236ZM7 168V170H6V172H9V173H11L12 171H10V169H8ZM25 168L27 169L28 167L27 166H25ZM24 168V169H25ZM52 168V167H51ZM51 168H50V170H51ZM57 168V167H56ZM66 168V167H65ZM72 168V167H71ZM82 168V167H81ZM83 168H85V167H83ZM82 168V169H83ZM132 168V167H131ZM236 168V169H235ZM1 169H3V168H0V170ZM53 169L54 168H52V170H51V172H48V174L49 173H51L52 174V171H53ZM87 169H88V167H87ZM262 169V170H261ZM5 170V169H4ZM9 170V171H8ZM28 170H30V169H27V170H25V174H27V172H28V174H29V172H31V174L32 173H34L35 174V176H36V174L38 173V171L36 170V169H33V171H28ZM64 170H66V169H64ZM77 170L79 171V169L77 168ZM98 170V169H97ZM131 170V169H130ZM138 170V169H137ZM137 170H134V172L136 171V173H137ZM233 170H237L238 172H239V174L240 175H238V172L237 173H233L234 171ZM24 171V170H23ZM35 171V172H34ZM37 171V172H36ZM62 171V170H61ZM67 171V170H66ZM75 171H76V169H75ZM84 171H85V169H84ZM88 171V170H87ZM87 171H86V173H87ZM91 171V170H90ZM132 172H133V170H131ZM42 172V170L40 171V173ZM56 172V171H55ZM60 172V171H59ZM69 172V171H68ZM80 172V171H79ZM82 172V171H81ZM22 173V172H21ZM21 173H20V175H21ZM24 173V172H23ZM23 173H22V175L20 176L19 175V173H18V175L17 176H14V178L15 177H17L16 179H11L12 178V175H11V177L10 178H8V180L9 179H11V180H9L11 183H12V181H14L13 183H21L22 182V176H23ZM65 172L63 171V173L62 174H64ZM77 173V172H76ZM85 173V172H84ZM139 173H137V174H139ZM34 174H32V175H34ZM48 174H47V176H45V177H49L48 176ZM58 174V173H57ZM69 174V173H68ZM88 174H90V172H88ZM237 174V175H236ZM44 175H46L45 174V172H44ZM42 173H41V176H44ZM55 176H56V174H54ZM60 175H61V173H60ZM60 175H59V177H60ZM78 175V174H77ZM77 175H75V176H77ZM79 175H80V173H79ZM99 175V174H98ZM105 175V174H104ZM18 176H20V177H18ZM34 176V177H35ZM41 176H40V180L39 179H36V177L34 178V181H33V183H35V184H38L36 181H41ZM67 176V175H66ZM92 176V175H91ZM94 176V175H93ZM1 177V176H0ZM22 177V178H21ZM26 177H28V175H26ZM38 177H39V175H38ZM51 177H53V176H51ZM96 177V176H95ZM100 177H102V176H100ZM6 178V177H5ZM21 178V181L20 180H18V179H20ZM42 178H44V177H42ZM46 178V179H47ZM65 178V177H64ZM71 178H73V177H71ZM77 178V177H76ZM76 178H75V180H76ZM104 178H105V176H104ZM142 178H143V176H142ZM147 177H145V179H146ZM238 178V179H237ZM242 178H244V177H242ZM248 178V180H250ZM36 179V180H35ZM53 179V180H52ZM51 180H49V178L47 179V180H49L50 182L51 181H54V178H52ZM59 179V178H58ZM62 180H63V178H61ZM60 179V180H61ZM68 179H70V178H68ZM84 179V178H83ZM97 179V178H96ZM140 179V178H139ZM0 180H3L4 181V183H2V182H0V184L2 185L1 186V188L2 189H4L3 187H6V189L8 188V187H10L11 188V186H9L8 184H9V182H8V180L6 179V180H4L3 178H0ZM17 180V181H16ZM45 180V179H44ZM47 180H45V181H47ZM56 180V179H55ZM61 180V181H62ZM87 180V179H86ZM90 180V179H89ZM98 181H99V179H97ZM101 180V179H100ZM104 180V179H103ZM149 180V179H148ZM16 181V182H15ZM42 181H43V179H42ZM41 181V182H42ZM63 181H65V180H63ZM67 181V180H66ZM74 181V180H73ZM78 181V180H77ZM92 181V180H91ZM142 181V180H141ZM6 182V183H5ZM8 182V183H7ZM23 182H24V179H23ZM41 182H39L40 184H41ZM58 182H60L59 180H58ZM58 182H57V184H58ZM68 182H70V181H68ZM89 182V181H88ZM139 182V181H138ZM148 181H146V183H147ZM10 183V184H11ZM25 183V182H24ZM33 183L31 184V185H33ZM52 183V182H51ZM65 184H66V182H64ZM80 183V182H79ZM83 183H84V181H83ZM94 183H96V182H94ZM3 184H5L4 186H3ZM28 184H29V186H28ZM28 184H26L27 185V187L29 188L31 185H30V182L28 183ZM40 184H38V185H40ZM60 184H62V182H60ZM72 184H74V182L72 183ZM72 184H70V185H72ZM76 185H77V182L75 183ZM81 184V183H80ZM88 184V183H87ZM98 184H100V182L98 183ZM105 184V183H104ZM141 184V183H140ZM149 184V183H148ZM226 184L227 185H229L232 189H233V193H231V194H229L228 193V190L225 188V186H226ZM21 185L23 186V184L21 183ZM48 185V182H46L45 183V185H40V187H42V188H40L41 189V191H38L36 188L37 187H39V186H37V187H35V189L37 190L36 191V193L38 194V193H40V195L38 194V196H40V200H39V203H40V201L41 200H43L42 202H44V198H45V196H48V195H44L43 196V198L41 199V196H42V194H41V192H42V190H43V188L45 187V186H47ZM90 184H88V186H89ZM92 185V184H91ZM97 185V184H96ZM16 186V185H15ZM19 186V185H18ZM22 186H20V187H18V188H21L22 190H20L19 189V191H21V193L23 192V190L25 191L26 190V187H23L22 188ZM34 186H36V185H34ZM50 187L52 186V184L51 185H49ZM58 186H59V184H58ZM73 186V185H72ZM140 187H141V185H139ZM144 186H146V185H144ZM148 186V185H147ZM33 187V186H32ZM53 187V186H52ZM62 187V186H61ZM60 187V188H61ZM64 187V186H63ZM62 187V188H63ZM68 187H70V186H68ZM139 187V188H140ZM261 187H262V189L261 190H259L257 193H255V195L253 194V197H252V199H251V196L248 198V199H251L252 201H254L255 199H257L258 200V202L255 200V205H254V203H253V205L255 206L254 207V209H252V211L250 210L251 209V207H249L250 209V211L248 210V207L246 208L247 209V214H252V219L251 220H249L250 222L252 221V222H254V224H256V227H255V225L254 224H252L251 225V227H252V229H247L246 231H248V239L250 240V247L249 248H237V251L234 249V247L231 245V243H230V241H227L226 239L228 238V236H225L224 234L222 235L221 234V236H219L218 235V230L217 229H215V231H214V233H213V240L215 241V242H217L218 243V245L219 246H221L222 248H224L225 249V251H224V254L222 255L223 256V258H224V256H225V260H227L228 258H231L232 256H235V257H238V258H240L239 260L242 262V263H246V264H264V253H263V251H264V239H263V237L262 236H264L263 234H264V232H263V230H262V232H261V234H260V236H259V230H261V228L259 229V227L257 228V224L259 225V224H263L264 223V212H263V209H264V207H263V205H264V186H262L261 185ZM46 188H48V187H46ZM46 188H44V190L46 189ZM73 188V187H72ZM80 188V187H79ZM87 188V187H86ZM90 188V187H89ZM1 189V190H2ZM14 189H16V188H14ZM30 189V188H29ZM35 189H34V191H35ZM39 189V188H38ZM50 189V188H49ZM67 189V188H66ZM99 189V188H98ZM98 189H97V191H98ZM145 189V188H144ZM1 190H0V192H1ZM5 190V189H4ZM9 190V189H8ZM31 190V189H30ZM30 190H27V192H30L31 193V191ZM51 190V189H50ZM50 190H48V193H49V191ZM62 190V189H61ZM139 189H137V191H138ZM147 190V189H146ZM18 191V190H17ZM53 192L54 191H56L57 192V190H52ZM52 191H51V193H50V195H53V193H52ZM76 191V190H75ZM136 191V190H135ZM44 193L46 192L47 193V191H43ZM62 192V191H61ZM66 192V191H65ZM70 192H73V190L71 189V191ZM92 192V191H91ZM90 192V193H91ZM99 192V191H98ZM140 192V191H139ZM146 192H148V191H146ZM145 192V193H146ZM9 193H10V191H9ZM12 193H13V195H12ZM12 193H10L12 196H11V198L12 197H14V199H17V198H15L16 196H18V194H20V193H18V192H16V193H18V194H16L14 191L12 192ZM14 193H15V195H14ZM89 193V194H90ZM96 193V192H95ZM141 193V192H140ZM149 193V192H148ZM148 193H147V195H148ZM9 194V195H10ZM32 194L34 195V196H32V198H34V199H36L35 197L37 196V195H35V193L34 192H32ZM65 194V193H64ZM67 194V193H66ZM74 194V193H73ZM77 194H78V192H77ZM101 194V193H100ZM6 195H8V194H5V196ZM30 195V194H29ZM61 195V194H60ZM83 195H84V193H83ZM102 195H104V194H102ZM55 196V195H54ZM57 196V195H56ZM67 196H69V195H67ZM72 196V195H71ZM145 196V195H144ZM151 196V195H150ZM149 196V197H150ZM257 198H256V197ZM53 197V196H52ZM51 197V198H52ZM117 197V196H116ZM11 198H9V197H7V200H8V202H11V201H9ZM47 198V197H46ZM45 198V199H46ZM49 198H50V196H48V198H47V200H49ZM57 198V197H56ZM55 198V199H56ZM94 198V197H93ZM120 198H121V196H120ZM119 198V199H120ZM123 198H124V196H123ZM5 199V198H4ZM53 199V198H52ZM79 199V198H78ZM82 199V198H81ZM119 199H117V200H119ZM146 199H147V197H146ZM6 200V199H5ZM12 200H13V198H12ZM19 200V199H18ZM17 200V201H18ZM36 200H38V199H36ZM63 200V199H62ZM84 200V199H83ZM250 200V201H251ZM1 201V200H0ZM13 201H15V200H13ZM16 201V202H17ZM22 202H23V200H21ZM31 201V200H30ZM34 202H35V200H33ZM50 201H51V199H50ZM82 201V200H81ZM81 201H79V202H81ZM143 201H145V200H143ZM249 201V200H248ZM5 202V201H4ZM8 202H6V203H8ZM15 202V203H16ZM25 202V201H24ZM26 202H27V200H26ZM41 202V203H42ZM73 202V201H72ZM91 202V201H90ZM95 202V201H94ZM125 202V201H124ZM1 203H3V201L1 202ZM0 203V204H1ZM6 203H4V204H6ZM21 203V202H20ZM46 203V201L44 202V204ZM60 203V202H59ZM86 203V202H85ZM238 203V202H237ZM236 203V204H237ZM3 204V205H4ZM18 204H19V202H18ZM22 204V203H21ZM24 204V203H23ZM34 204H36V203H34ZM37 204H38V201H37ZM54 204V203H53ZM52 204V205H53ZM57 204V203H56ZM64 204V203H63ZM79 204H81V203H79ZM208 204V203H207ZM2 205V204H1ZM38 205H40V206H42L41 204H38ZM58 205V204H57ZM75 205H76V203H75ZM87 205V204H86ZM95 205V204H94ZM37 206V205H36ZM61 206V205H60ZM74 206V205H73ZM78 206V205H77ZM80 206H82V205H80ZM84 206V205H83ZM143 206H144V204H143ZM208 206V205H207ZM2 207V206H1ZM5 207V206H4ZM17 206H15V208H16ZM19 207H21L20 205H19ZM35 207V206H34ZM38 207V206H37ZM36 207V208H37ZM42 207H44V206H42ZM42 207H40V208H42ZM62 207V206H61ZM61 207H59V208H61ZM65 207H66V205H65ZM64 207V208H65ZM87 207V206H86ZM119 207V206H118ZM209 207V206H208ZM69 208V207H68ZM67 208V209H68ZM75 208V207H74ZM78 208V207H77ZM80 208V207H79ZM84 208V207H83ZM122 208V207H121ZM252 208H253V206H252ZM21 209V208H20ZM39 209V208H38ZM55 209V208H54ZM84 209H86V208H84ZM129 209H130V207H129ZM135 209V208H134ZM213 209V208H212ZM212 209H210V210H212ZM244 209V208H243ZM243 209L242 210H239L240 212H238V213H236L235 212V214H236V216L237 215H241V213H242V215L241 216H244V211H243ZM3 210V209H2ZM42 210H44V209H41V211ZM60 210V209H59ZM63 210H65V209H63ZM69 210V209H68ZM67 210V211H68ZM76 210V209H75ZM87 210V209H86ZM91 210V209H90ZM114 210V209H113ZM127 210V209H126ZM132 210H133V208H132ZM207 210V209H206ZM214 210V209H213ZM261 211V214H260V212L258 213V211ZM33 211V210H32ZM36 211V210H35ZM39 211H40V209H39ZM78 211V210H77ZM84 211V210H83ZM89 211V210H88ZM95 211V210H94ZM103 211V210H102ZM141 211V210H140ZM144 211V210H143ZM215 211H217V210H215ZM215 211H213V212H215ZM243 211V212H242ZM7 212V211H6ZM9 212V211H8ZM10 212H12V211H10ZM34 212V211H33ZM73 212V211H72ZM71 212V213H72ZM81 212H82V210H81ZM86 212V211H85ZM99 212V211H98ZM104 212V211H103ZM102 212V213H103ZM124 212V211H123ZM131 212H133V211H131ZM145 212V211H144ZM144 212H142V213H140V215L141 216H143L142 214L144 213ZM63 213H64V211H63ZM69 213V212H68ZM67 213V214H68ZM78 213H79V211H78ZM78 213H75L76 215L78 214ZM94 213V212H93ZM128 213V212H127ZM263 213V214H262ZM4 214V213H3ZM13 214H14V212L12 213V216H13ZM36 214H38L37 216H36V218L37 217H39L40 215L39 214H41V212L40 213H36ZM42 214H43V212H42ZM57 214V213H56ZM60 214H61V212H60ZM59 213H58V217H60L61 215H60ZM80 214V213H79ZM87 214L88 213H84L83 212V214H81V219H80V223H78L77 222V224H78V226H75V227H77V228H74V229H79L80 230V232H81V230L85 227V225H84V223H85V220H86V217H87ZM101 214V213H100ZM129 214H131V213H129ZM135 214H136V212H135ZM135 214H134V216H135ZM138 214V213H137ZM205 214H207V216H205ZM209 214H211V213H209ZM8 215V214H7ZM16 215H17V213H16ZM16 215H15V218L17 219V217H16ZM18 215H20L19 213H18ZM34 215H35V213H34ZM64 215H65V213H64ZM76 215H74V217L76 216ZM133 215V214H132ZM132 215H128L129 217L130 216H132ZM246 215V214H245ZM24 216V215H23ZM27 216H29L30 217V219H31V216L30 215H25V217H27ZM71 216V215H70ZM78 216V217H79ZM108 216V215H107ZM251 216V215H250ZM21 217L22 216H20L19 218L21 219ZM34 217V216H33ZM41 217V216H40ZM48 217V216H47ZM61 217H63V216H61ZM93 217V216H92ZM133 217V216H132ZM232 217H235L234 216V214H233V216ZM249 216H247L246 218H248ZM7 218V217H6ZM18 218V219H19ZM35 218V217H34ZM50 218H51V216H50ZM49 218V219H50ZM69 217H67V219H68ZM95 218V217H94ZM101 218V217H100ZM230 218V217H229ZM236 218V217H235ZM243 218H245V217H243ZM18 219L17 220H15V221H18ZM23 219H25V218H23ZM26 219H28V218H26ZM26 219L25 220H22L21 219V221H22V223H21V228H20V230H21V232L23 231V229H22V227H24V225H25V227L24 228H26V224H30L31 225V221H29L28 223H27V221H26ZM43 219H45V218H43ZM48 219V220H49ZM60 219V218H59ZM64 219V218H63ZM69 219H74V218H72V216H71V218H69ZM79 219V218H78ZM88 219V218H87ZM96 219H97V217H96ZM95 219V220H96ZM102 219V218H101ZM112 219V218H111ZM110 219V220H111ZM122 219V218H121ZM127 219H128V217H127ZM136 219V218H135ZM137 219H138V216H137ZM139 219H141V218H139ZM232 219H234V218H232ZM237 219V218H236ZM249 219H250V217H249ZM7 220H9V219H7ZM36 220V219H35ZM54 220V218L52 219V221ZM77 220V219H76ZM76 220H72V221H75L76 222ZM103 220V219H102ZM104 220H107V219H105L104 218ZM238 220V219H237ZM241 220V222H244V220L242 221V218L240 219ZM240 220L238 221V222H240ZM248 220V219H247ZM247 220H245V221H247ZM3 221V220H2ZM20 221V220H19ZM18 221V222H19ZM20 221V222H21ZM25 221V222H24ZM43 221V220H42ZM41 221V222H42ZM55 221V220H54ZM69 221V220H68ZM79 221V220H78ZM87 221V220H86ZM97 221V220H96ZM96 221H94V222H96ZM122 221V220H121ZM134 221V220H133ZM139 221V220H138ZM201 221V222H202ZM248 221V222H249ZM23 222H24V224H23ZM47 222H49V221H47ZM74 222V224H76ZM88 222V221H87ZM98 222H99V220H98ZM106 222V221H105ZM135 222H137L136 220H135ZM148 222V221H147ZM249 222V223H250ZM255 222H257V223H255ZM43 223V222H42ZM52 223V222H51ZM54 223V222H53ZM68 223V222H67ZM103 223V222H102ZM107 223H109L108 221H107ZM210 222H207V223H205L204 225H203V229L206 231L207 230V225L209 224ZM1 224L2 223H0V226H1ZM6 223H4V225H5ZM22 224H23V226H22ZM58 224H59V222H58ZM74 224H73V226H74ZM110 224V223H109ZM117 224V223H116ZM131 224V223H130ZM139 224V223H138ZM14 225H16V223L14 224ZM20 225V223H18V225L17 226H19ZM42 225V224H41ZM53 225V224H52ZM55 225V224H54ZM68 226L70 225L71 226V224H70V222H69V224H67ZM101 225V224H100ZM99 225V226H100ZM132 225H133V223H132ZM149 225V224H148ZM240 225V224H239ZM254 225V226H253ZM47 226V225H46ZM55 226H57V225H55ZM54 226V227H55ZM73 226H71V227H69L68 228V230L70 231L71 230V228L73 227ZM91 225L89 224V227H90ZM96 226H97V224H96ZM134 226H135V224H134ZM15 227V226H14ZM49 227V226H48ZM53 227V226H52ZM53 227V228H54ZM86 227H87V225H86ZM88 227V228H89ZM101 227H103V226H101ZM137 227V226H136ZM146 227V226H145ZM215 227H218L217 226V224H215ZM242 226H240V228H241ZM256 228L257 230H254L253 228ZM37 226H36V228L33 230L34 231V234L36 235V236H38V234H36L35 233V230H37ZM56 228H58V227H56ZM93 228V227H92ZM95 228V227H94ZM97 228H99V227H97ZM110 228V227H109ZM262 228H264V226H262ZM41 229V228H40ZM39 229V230H40ZM55 229V228H54ZM73 228H72V230H74ZM87 229V228H86ZM136 229V228H135ZM142 229H144V228H142ZM243 229V228H242ZM245 229L246 228H244V231H245ZM259 229V230H258ZM13 230H14V228H13ZM13 230H10L9 231V233L11 232V231H13ZM16 230V229H15ZM20 230H19V234L17 233V238H19L18 239V241H22V239H20V237L22 238H24V233H20ZM38 230V231H39ZM42 230V229H41ZM66 230V229H65ZM83 230H85V229H83ZM91 230V229H90ZM96 230V229H95ZM97 230H99V229H97ZM107 230V229H106ZM134 230V229H133ZM137 231H138V229H136ZM147 230V229H146ZM151 230H152V227H151ZM150 230V231H151ZM196 230V231H195ZM236 230H239L240 231V229L238 228H236ZM251 230L253 231H258V233L256 232V234H251L252 232H251ZM33 231L31 232V233H33ZM37 231V233H39ZM78 231V230H77ZM77 231H76V235H77ZM87 231V230H86ZM100 231V230H99ZM98 231V232H99ZM104 231V230H103ZM243 231V230H242ZM14 232V231H13ZM17 232V231H16ZM42 232V231H41ZM40 232V233H41ZM75 232V231H74ZM73 232V233H74ZM87 232H89V231H87ZM15 233V232H14ZM63 233H65V232H63ZM67 233V232H66ZM69 233V232H68ZM67 233V235H71V234H68ZM78 233H79V231H78ZM82 233H83V231H82ZM91 233H92V231H91ZM131 233H133V232H131ZM152 233V232H151ZM223 233H225V232H223ZM2 234H4V233H1V235ZM8 234V233H7ZM94 235H95V233H93ZM97 234V233H96ZM207 236H209L208 238H206V239H209V241H208V245H209V243H210V235H209V233H208V231H207V233H205ZM258 234V235H257ZM10 235V234H9ZM14 236L16 235V233L15 234H13ZM13 235L11 236L13 239H15L14 237H13ZM19 235H21V236H19ZM35 235H33L32 234V236H34V238H36L35 237ZM74 235V234H73ZM72 235V237H74ZM90 236H92L91 234H89ZM101 235V234H100ZM134 235V234H133ZM132 235V236H133ZM135 235H137V234H135ZM134 235V236H135ZM196 235V234H195ZM206 235H204L205 237H206ZM255 235H257V236H255ZM78 236V235H77ZM96 236V235H95ZM102 236V235H101ZM106 236V235H105ZM129 236L131 237V234H129ZM138 236V235H137ZM259 236V237H258ZM68 237V236H67ZM70 238L69 237V241L71 242L72 240L71 239H73V238ZM139 237V236H138ZM137 237V238H138ZM256 237H258V238H256ZM261 237H262V241L260 242V240H259V238L261 239ZM4 238H5V236H4ZM26 238V237H25ZM25 238H24V240H25ZM77 238H79V237H77ZM101 238V237H100ZM99 238V239H100ZM145 238V237H144ZM143 238V239H144ZM204 238V237H203ZM257 240H256V239ZM10 239L11 238H9L8 240L10 241ZM27 239V238H26ZM37 239V238H36ZM95 239V238H94ZM129 239V238H128ZM131 239H132V237H131ZM134 239V238H133ZM135 239H136V237H135ZM12 240V239H11ZM15 240H17V239H15ZM14 240V241H15ZM39 240L40 239H38L37 241H38V243H37V241L35 242V246H36V244H38V247L41 245V247L42 248H45V246L43 247V245L44 244H40L39 245ZM68 240V239H67ZM74 240H77V239H75V237H74V239H73V241ZM197 240H198V238H197ZM199 240H203V239H200L199 238ZM259 240V241H258ZM4 241V240H3ZM28 241V240H27ZM26 241V242H27ZM42 241V240H41ZM69 241H67L68 243H70ZM153 241V240H152ZM206 241V240H205ZM63 242V241H62ZM75 242V241H74ZM135 242V241H134ZM146 242V244H148L147 243V241H145ZM10 243H12L13 244V242H10ZM18 243V242H17ZM42 243H43V241H42ZM46 243V242H45ZM72 243V242H71ZM70 243V245H72L73 246V244H71ZM78 243V241H76L75 243H74V246L73 247H75V244H77ZM137 243H140L139 241L137 242ZM144 244L145 245V243L142 241L141 242V244ZM200 243V242H199ZM2 244V243H1ZM5 244V246H6V242L4 243ZM4 244H3V246H4ZM11 244V245H12ZM23 244H24V242H23ZM54 244V243H53ZM52 244V245H53ZM140 244V245H141ZM202 244H205L204 246L206 247V248H208L206 245V243L203 241V243ZM201 244V245H202ZM16 245V244H15ZM19 245V244H18ZM31 245H34V243L32 242V244ZM48 245L49 246H47L48 247V249H51L50 248V244L48 243ZM55 245H56V243H55ZM97 245V244H96ZM35 246H33V248H35ZM57 246H58V244H57ZM62 246V245H61ZM78 246H80V244L79 245H76V247H77V249L76 250H78V248H80V247H78ZM111 246V245H110ZM150 246H152V245H150ZM204 246H202L203 248H204ZM2 247V246H1ZM0 247V248H1ZM8 247V246H7ZM7 247H4V251L7 253H10V251H7V250H9L10 248H8L7 250H6V248ZM25 246H23V249H24V252L26 251V249H27V251L26 252H28V250L29 249H32V247L30 246L29 247V249L28 248H24ZM37 247V246H36ZM40 247V248H41ZM47 247L45 248L46 249V251H48L47 250ZM53 247H55V246H53ZM52 247V248H53ZM108 247V246H107ZM140 247H142V246H140ZM147 247V246H146ZM154 247V246H153ZM12 248H14V247H12ZM11 248V249H12ZM134 248H136V247H134ZM143 248H144V246H143ZM233 248V249H232ZM10 249V250H11ZM15 250H13L12 251V259L11 258H9V257H6L7 259H8V261L6 260V259H4L5 257H4V255H6V256H8L5 252H2V253H0V255H2L3 256V258L1 259V261H0V263H3V264H7V263H12V260H13V262L15 263V257H16V260L17 261H20L19 263H21V264H24V261H23V258L24 257H26V255H28V253L30 252V250H29V252L26 254V253H23L24 255H22V253H21V256L20 255H18L17 253L19 252L20 253V251H18V249L17 248H14ZM17 249V250H16ZM22 248H19V250H21ZM23 249L21 250V251H23ZM38 248H36L35 249V257L36 258H38V259H34V256H32V254L34 253L33 251H31V253H29L30 254V256L28 255V257L30 258H32V262L33 263H31V259H30V262H28L27 263V261H29L28 259V257L27 258H24V260H25V264H35V263H38L39 262V258H41V257H38L39 256V254L41 253V255H42V257L44 256V253L43 252H40L39 253V250L40 249H38ZM44 249V250H45ZM55 248H53V253H51V250H50V253L52 254H50V256H51V258L53 259V261L55 260H57L58 259V257H60V255L58 254L59 252H57V251H55L54 250ZM58 249V248H57ZM154 249V248H153ZM202 249V248H201ZM200 249V250H201ZM208 249H210V245H209V248ZM218 249L219 248H217L216 250L218 251ZM2 250V249H1ZM0 250V251H1ZM43 249H41V251H42ZM81 250V249H80ZM79 250V251H80ZM141 250V249H140ZM220 250V249H219ZM240 250V251H239ZM14 251H17V252H15V254L13 253ZM45 251V252H46ZM54 251H55V254H56V256H58L56 259L55 258H53L52 256H54L55 257V254H54ZM72 251H75V250H72ZM79 251H76V253H74V252H72V255L71 256H73L72 257V260H73V258L75 257V258H77V256L79 257V256H81V257H79V258H77L78 260L80 259V258H82L83 257V255L82 254H80V255H78L77 253L79 252ZM101 251H103V250H101ZM106 251V250H105ZM104 251V252H105ZM111 251V250H110ZM132 251V250H131ZM143 251V250H142ZM199 251V252H198ZM205 251H207V250H205ZM211 251L213 252V250L211 249ZM235 251H236V255H234L235 254ZM262 251V252H261ZM33 252V253H32ZM36 252L38 253V255L36 254ZM82 251H80V253H81ZM74 253V254H73ZM107 253H109V252H107ZM135 253V252H134ZM222 253H223V251H222ZM11 254V253H10ZM47 254V253H46ZM48 254H49V251H48ZM54 254V255H53ZM75 254L77 255V256H75ZM102 254H103V252H102ZM131 255V254H130ZM133 255V254H132ZM136 255V254H135ZM140 255V254H139ZM143 255V254H142ZM147 255V254H146ZM2 256H0V257H2ZM13 256H15L14 257V259H13ZM19 256V257H18ZM61 256H63V255H61ZM157 256H159V255H157ZM20 257H21V259H20ZM132 257H135V256H132ZM148 257V256H147ZM146 257V258H147ZM60 258H62V257H60ZM85 258V256L83 257V259ZM233 258V257H232ZM11 259V260H10ZM18 259H20V260H18ZM26 259H27V261H26ZM62 259H64V258H62ZM91 259V258H90ZM95 259V258H94ZM218 259V260H217ZM4 260V261H3ZM10 260V261H9ZM23 262H22V261ZM38 262H37V261ZM93 260V258L91 259V261ZM140 260H142V259H140ZM144 260H147L148 261V259H145L144 258ZM155 260V259H154ZM238 260V261H239ZM5 261H7V262H5ZM35 261V262H34ZM63 261H65V260H62V262ZM74 261V260H73ZM77 260H75V262H76ZM83 262V260L81 259V260H79V262ZM85 261H88V260H86V258L84 259V262H83V264H85ZM229 261V260H228ZM227 261V262H228ZM5 262V263H4ZM79 262H78V264H79ZM142 262V261H141ZM146 262V261H145ZM153 262V261H152ZM151 262V263H152ZM237 264H238V262H236ZM61 264V263H60ZM63 264V263H62ZM82 264V263H81ZM86 264H90L89 263V261L88 262H86ZM93 264H96V263H93ZM154 264V263H153ZM222 264H224V263H222ZM239 264H240V262H239Z\"/></svg>", "mask_w": 264, "mask_h": 264}]
</instances>
